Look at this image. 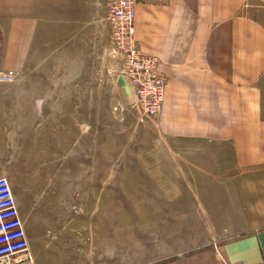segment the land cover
I'll use <instances>...</instances> for the list:
<instances>
[{"label": "rangeland", "instance_id": "rangeland-1", "mask_svg": "<svg viewBox=\"0 0 264 264\" xmlns=\"http://www.w3.org/2000/svg\"><path fill=\"white\" fill-rule=\"evenodd\" d=\"M91 54L84 63L64 44L46 50L26 70L59 86L31 91L27 111L0 109V177L30 264H229L222 246L239 225L227 193L212 191V177L183 175V137L164 132L161 113L141 118L110 45ZM71 73L86 77L85 93Z\"/></svg>", "mask_w": 264, "mask_h": 264}, {"label": "crops", "instance_id": "crops-1", "mask_svg": "<svg viewBox=\"0 0 264 264\" xmlns=\"http://www.w3.org/2000/svg\"><path fill=\"white\" fill-rule=\"evenodd\" d=\"M107 2L0 0V70L16 73L0 83V109L27 111L31 91L59 86L43 82L53 73L26 70L46 50L64 44L87 63L108 48ZM135 39L166 80L159 121L183 137V175L212 177V191L227 193L239 230L222 246L226 263L264 264V0H138Z\"/></svg>", "mask_w": 264, "mask_h": 264}, {"label": "built area", "instance_id": "built-area-1", "mask_svg": "<svg viewBox=\"0 0 264 264\" xmlns=\"http://www.w3.org/2000/svg\"><path fill=\"white\" fill-rule=\"evenodd\" d=\"M138 0H108L111 54L121 62V74L129 83L141 118L161 113L165 78L154 55L138 48L135 39V7ZM12 71L0 70V82L13 83ZM32 258L8 179L0 177V264H30Z\"/></svg>", "mask_w": 264, "mask_h": 264}]
</instances>
